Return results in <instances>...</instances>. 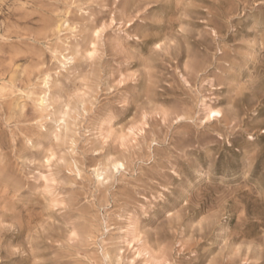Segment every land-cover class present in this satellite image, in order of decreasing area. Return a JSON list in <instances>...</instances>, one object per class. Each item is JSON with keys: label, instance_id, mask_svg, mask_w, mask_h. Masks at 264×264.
Wrapping results in <instances>:
<instances>
[{"label": "rangeland", "instance_id": "374dc122", "mask_svg": "<svg viewBox=\"0 0 264 264\" xmlns=\"http://www.w3.org/2000/svg\"><path fill=\"white\" fill-rule=\"evenodd\" d=\"M0 264H264V0H0Z\"/></svg>", "mask_w": 264, "mask_h": 264}, {"label": "bare ground", "instance_id": "6f19581e", "mask_svg": "<svg viewBox=\"0 0 264 264\" xmlns=\"http://www.w3.org/2000/svg\"><path fill=\"white\" fill-rule=\"evenodd\" d=\"M213 113V112H212Z\"/></svg>", "mask_w": 264, "mask_h": 264}]
</instances>
